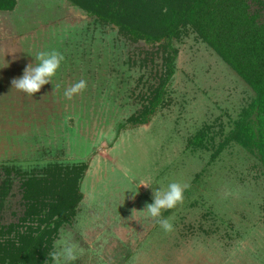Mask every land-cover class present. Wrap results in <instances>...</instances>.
Wrapping results in <instances>:
<instances>
[{
	"label": "rangeland",
	"instance_id": "1",
	"mask_svg": "<svg viewBox=\"0 0 264 264\" xmlns=\"http://www.w3.org/2000/svg\"><path fill=\"white\" fill-rule=\"evenodd\" d=\"M19 3L0 15V176L8 168L53 184L61 170L85 168L82 200L43 264H264V168L230 140L253 89L192 30L173 49L148 46L64 0ZM50 50L64 57L53 84L34 97L13 89ZM81 79L87 88L66 98ZM172 182L187 186L163 213L173 231L133 215ZM66 244L72 260L60 254Z\"/></svg>",
	"mask_w": 264,
	"mask_h": 264
},
{
	"label": "trees",
	"instance_id": "2",
	"mask_svg": "<svg viewBox=\"0 0 264 264\" xmlns=\"http://www.w3.org/2000/svg\"><path fill=\"white\" fill-rule=\"evenodd\" d=\"M64 1L97 24L112 27L137 44L165 43L173 49L171 44L180 41L189 30L196 33L255 92L256 99L235 123L230 140L258 153L264 168V0ZM18 4L19 0H0V15L13 13ZM172 53L169 77L173 75L178 51ZM158 105L146 113L148 121ZM84 170L83 166L74 171L63 169L53 184L42 175L26 176L19 170H3L0 264L44 263L54 235L75 215L82 200L77 174ZM50 175L54 179L56 174ZM11 177L18 180V195L11 193ZM7 216L15 221L8 224L4 221L8 220Z\"/></svg>",
	"mask_w": 264,
	"mask_h": 264
},
{
	"label": "clouds",
	"instance_id": "3",
	"mask_svg": "<svg viewBox=\"0 0 264 264\" xmlns=\"http://www.w3.org/2000/svg\"><path fill=\"white\" fill-rule=\"evenodd\" d=\"M34 60L35 63L26 67L22 77L12 81L13 89L32 97L40 93L45 85L52 83L53 79L57 77L64 57L59 51L50 50L40 52L34 57ZM87 86V81L81 79L66 88L64 96L71 99L74 95L85 90ZM186 187V185L176 182L169 183L166 188L163 185L153 187V202L147 204L143 211L134 210L133 215L136 212L145 213L149 218L156 220L164 232L173 231V224L170 218L165 217L163 213L175 209L183 203ZM129 192L133 193V198L139 194V191H127V193ZM60 254L66 260L74 259L73 246L66 244Z\"/></svg>",
	"mask_w": 264,
	"mask_h": 264
}]
</instances>
